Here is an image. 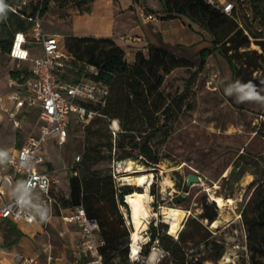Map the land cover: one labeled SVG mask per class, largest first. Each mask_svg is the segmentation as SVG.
Here are the masks:
<instances>
[{
	"label": "rangeland",
	"instance_id": "obj_1",
	"mask_svg": "<svg viewBox=\"0 0 264 264\" xmlns=\"http://www.w3.org/2000/svg\"><path fill=\"white\" fill-rule=\"evenodd\" d=\"M40 1L24 0L22 7H25L27 15H31L34 8L40 7ZM165 1L171 9L173 3L170 0ZM230 1L238 7L236 17L213 23L218 46H214L213 36L204 28L200 20H193L174 11L168 12L163 0L134 2L135 17L138 23H144L138 33L145 39L144 44L130 45L122 42L120 38L129 33L127 29L113 35L112 39L125 49L128 62L133 61L137 51L146 52L149 45L167 49L189 62L188 66L170 72L162 84L164 94L169 101H172V115L168 121L161 119V124L165 123L162 131L150 141L153 152L161 159L157 167H148L142 158L135 160L139 153L138 149H128L132 157L117 162V158L121 155L119 148H114L111 153L105 145L112 141L114 146H118L121 132L116 136L110 132L109 119L101 116L91 104L88 106H92L90 109L96 114L89 121H80L74 117L64 145L59 147L56 141L49 140L53 152L64 161L66 165L64 170L70 171L72 167H78L80 174H86V170L81 166L83 159L102 157L98 164L91 166V170L114 173V178L120 185H125L122 177L128 176V173L124 172L123 168L119 169L118 163H122V167H125L128 162H136L144 168L143 172L129 176L153 174L149 187L151 216L142 233L143 251L144 245L149 241L150 226L166 223L163 207L186 211L188 216L183 223L184 228L187 220L197 218L203 211L204 203L208 202L215 203L218 208V226L213 228L210 226V229L213 238L225 245L226 253L217 263L205 264H250L253 251L247 245L240 214L252 191L251 183L260 179L264 172V161H259L257 165L251 163L252 158L259 159L264 156V106L256 102L236 103L235 96H227L224 89L237 80L252 81L257 85L261 95H264V51L258 44L260 42H257L264 41V20L258 10L257 0H244L248 13L243 10L239 0ZM99 2L86 0L82 10L77 7L74 0H64L61 5L51 2L48 11L42 16L45 32L59 36L65 45L66 37L73 34L80 35L79 37L106 38L93 35L97 32L106 34V30L114 20L112 17L114 13L109 0H105L106 3L103 4L105 9L98 12ZM262 5L264 7V0ZM91 6L92 11L89 13ZM84 13H87V17L82 15ZM57 14L59 17L56 16ZM142 14H153L157 21L145 22ZM72 15L80 17L73 20L69 18ZM26 21L27 29L30 30L32 23L28 19ZM234 26L244 29L250 40L248 48L228 52V56L232 57L236 66L235 73L224 54L229 46L226 44V36ZM29 50L31 58L41 57L44 54L41 44H30ZM205 50L208 51V55L203 59L201 52ZM30 67V62L17 66L7 55L0 53V153L3 154L0 155V165L24 143L28 136L37 131L39 125L37 107L22 108L15 119L4 110L15 112L11 101L14 92L10 87L11 72ZM73 68L74 78L86 75L91 79L93 73H96L95 69L81 61L76 65L73 64ZM15 120L19 122V126L16 125ZM241 154L248 156L246 161L249 165L260 171L258 175L245 172L241 177L238 176L239 181H236L230 178V173ZM47 170L50 172L51 168L48 167ZM51 174V191L55 198L53 206L59 209L61 200L69 195L68 183L72 175ZM189 174H196L201 178V183H193L190 187H186ZM18 176L17 178L20 179ZM131 186L145 192L135 184ZM10 190L16 192L18 187L13 186L8 189L0 187V205L9 201ZM182 194L187 196L182 197L184 202L179 205L177 201ZM34 195L40 198L38 192ZM214 196L232 198L234 201L221 209L212 199ZM124 200L127 203L126 197ZM127 208L128 211L125 208L123 211L131 223L128 203ZM60 220L62 222V219ZM4 225L5 223L0 222V228ZM130 228L133 231V226ZM152 252L156 253L155 262L150 261ZM165 254L163 247L156 242L150 253L143 256L139 264H158Z\"/></svg>",
	"mask_w": 264,
	"mask_h": 264
},
{
	"label": "trees",
	"instance_id": "obj_2",
	"mask_svg": "<svg viewBox=\"0 0 264 264\" xmlns=\"http://www.w3.org/2000/svg\"><path fill=\"white\" fill-rule=\"evenodd\" d=\"M74 1L81 10L86 4V0ZM133 1L137 2V0ZM170 1L173 3L171 9L168 8L167 1L163 0L168 12L174 11L193 20H200L204 28L213 36L214 46H218L219 42L215 36L213 23L227 20L231 16L215 9L204 0ZM257 1L258 10L264 20L263 0ZM23 2L24 0H4L5 12L3 16H0V53L7 55L10 60V50L15 33L29 31L26 19L29 20L38 12L42 18L51 2L61 5L64 0H41L40 7L34 8L31 15H27L25 7H22ZM12 8L16 9V12ZM66 38V45L63 44L61 38L60 40L64 51L73 58L72 64L76 65L81 61L95 69L96 73H93L90 78L103 83L108 89L103 103L94 105L95 107L91 106L96 108L101 116L108 118L111 125L113 121L119 124L120 130L117 133L121 132V138L118 146H114L113 142L109 141L105 145L106 148L111 153L114 148H119L121 155L117 158V162L132 157L128 149H138L139 153L135 160L142 158L148 167H157L161 159L153 152L150 141L162 131L165 123L161 124V119L168 121L172 115V101H169L164 94L162 84L170 72L188 66L189 62L155 45H149L146 52L137 51L133 61L128 62L125 49L112 38L79 36ZM226 39V44L229 46L224 54L235 73L236 66L233 64L232 57L228 56V52L248 48L250 46L249 36L244 33V29L234 26ZM257 42H260L258 44L264 51V41ZM207 55L208 51L201 52L203 59ZM12 62L17 66L23 64ZM31 76V67L11 72V80L22 87ZM111 125L109 126L110 132H112ZM247 158L248 156L244 154L239 155V161L230 173V178L239 181V177L245 172L258 175L260 170L255 169L254 166L251 167L246 161ZM101 159L102 157L84 158L81 166L87 173L83 175L80 174L78 167L70 169L72 177L68 183L69 195L61 200L59 209L72 211L83 207L87 216L99 224L100 236L104 241V244L99 247L103 263L116 264L115 256H119L120 261L127 264V262L130 263L129 245L132 224L122 213L121 207L128 211L124 197L132 193H144V191L133 188L132 184L120 185L112 172L92 171L91 166L98 164ZM257 159L252 158L251 163L257 165L259 161H264V156ZM75 172L77 175H74ZM250 187L252 191L241 211V221L246 233L247 245L253 251L250 264H264V172L260 179L251 183ZM49 195L52 200H55L51 190ZM177 202L179 205L184 202L182 196ZM218 215L215 203L205 202L202 213L197 218L187 220L177 239L168 234V224L151 225L149 241L144 245L143 256L149 254L151 248L158 242L166 253L158 264L217 263L226 253L225 245L213 238L210 229Z\"/></svg>",
	"mask_w": 264,
	"mask_h": 264
},
{
	"label": "built area",
	"instance_id": "obj_3",
	"mask_svg": "<svg viewBox=\"0 0 264 264\" xmlns=\"http://www.w3.org/2000/svg\"><path fill=\"white\" fill-rule=\"evenodd\" d=\"M204 1L226 15L236 17L238 7L230 0ZM239 1L243 10L248 13L244 0ZM12 10L16 12V9L12 8ZM143 17L145 22L157 21L153 14H143ZM29 20L33 24L29 31L15 33L10 58L17 63L30 62L32 76L24 87L13 80L10 81V87L14 90L11 101L15 112L3 109L12 119H15L22 108L37 107L40 125L38 134L29 136L22 147L6 159L5 165L0 170V179L9 184L12 183V177L3 173L5 171L24 177L18 195L0 207V218L33 223L37 220V214L53 203L49 195L52 186L50 173L40 170V167L49 161L43 154L48 141L54 139L59 147L64 145L73 118L76 117L80 121L91 120L96 112L88 105L103 103L108 89L103 83L89 79L86 75L74 78L73 58L64 51L60 37L45 32L40 12ZM130 39L137 40L133 37ZM30 44H41L44 54L41 57L31 58ZM18 53H24V55ZM15 123L19 126L18 121L15 120ZM111 130L116 136L120 130L117 121H113ZM74 175L77 173L75 172ZM36 191H40L43 197L34 198L33 194ZM62 220L64 223L79 226V242L73 253L75 258L78 260L85 258L84 264H104L103 257L99 253V247L104 244V241L100 236L98 222L90 219L83 207L63 215ZM142 253L143 245L139 243L137 250H134L131 241L130 263L139 264L143 258ZM33 263H35L34 259H21V264Z\"/></svg>",
	"mask_w": 264,
	"mask_h": 264
},
{
	"label": "crops",
	"instance_id": "obj_4",
	"mask_svg": "<svg viewBox=\"0 0 264 264\" xmlns=\"http://www.w3.org/2000/svg\"><path fill=\"white\" fill-rule=\"evenodd\" d=\"M98 1L100 2L98 3L99 6L97 5V11L102 12L105 9V5L103 4L106 2L105 0H96V2ZM109 1L113 8L114 16L112 17H114V20L111 22L108 30H106L107 32L104 31L106 34L97 32L93 36L101 35L102 37L113 38V35L116 32L127 29L129 30V33L121 36L120 40L122 42L130 45L144 44L145 39L138 34L144 23H138L137 17H135V12L133 11V8L135 7L134 1ZM89 8V13H91L92 6ZM86 14L87 13H84L82 15L87 17ZM56 16L59 17V14ZM78 16L79 15H72L69 18L74 20ZM76 35L77 34H73L71 36ZM130 37L136 38L137 40L130 39ZM39 125L37 131L30 136L38 134ZM52 140L55 141L54 139ZM51 144L52 143H49L48 141L43 153L49 161L47 164L41 166L40 170L49 172L47 168L50 167L51 171L49 173L51 177V173H58L59 176L68 175V173L72 175L71 171H68L67 169L64 170L66 165L64 161L61 160V157L53 152L54 149ZM19 149L20 148L17 150ZM17 150H15L14 153H16ZM5 163L6 161L0 165V170H2ZM3 173L9 174L12 177V183L9 184L0 179V187H4L5 189L12 188L13 186L18 187L16 192L10 190V201L20 192L24 177L19 175L18 177H20V179H18L16 174L9 171ZM36 192L39 193L40 198L43 197L40 191ZM34 194L33 197L38 198ZM4 203H2L0 207ZM123 210L124 207H121L122 213H124ZM70 212L71 210L69 209H55L52 203L41 211L40 214H37V220L33 223H27L25 221L14 222L9 219L0 218V222L5 223V225L0 228V264H21V259H34L35 263L33 264H84L85 258L78 260L73 254L79 242V226L77 224L64 223L63 220L62 223L60 220L63 215ZM41 214H46L47 219L42 221L40 218ZM114 262L116 264H123L120 261L119 256H115Z\"/></svg>",
	"mask_w": 264,
	"mask_h": 264
},
{
	"label": "bare ground",
	"instance_id": "obj_5",
	"mask_svg": "<svg viewBox=\"0 0 264 264\" xmlns=\"http://www.w3.org/2000/svg\"><path fill=\"white\" fill-rule=\"evenodd\" d=\"M114 127L116 128V125ZM118 167L119 169L123 168V171L128 173V176L122 177L125 181V185L135 184L138 188L145 190L144 193H132L126 196V201L130 207L131 212V224L133 226V231L131 233L130 239L133 242V249L137 250L139 243H141L144 238L142 236V233L146 229L151 216L149 206L151 195L149 194V187L153 174L129 176V174L144 171V168L138 165L136 162H128L127 164H125V167H122V163H118ZM212 199L221 209H223L226 204H232L234 201L232 198L225 199L221 196H214L212 197ZM162 209L166 214L165 222L169 225V234L174 237H178L180 231L183 229V223L188 216V213L179 208L163 207ZM218 223V220L214 221L211 225L212 228L217 227ZM155 260L156 253L152 252L150 261L155 262Z\"/></svg>",
	"mask_w": 264,
	"mask_h": 264
},
{
	"label": "clouds",
	"instance_id": "obj_6",
	"mask_svg": "<svg viewBox=\"0 0 264 264\" xmlns=\"http://www.w3.org/2000/svg\"><path fill=\"white\" fill-rule=\"evenodd\" d=\"M5 7L6 5L4 4V0H0V16H3ZM224 91L227 96H235L236 103L256 102L261 106H264V95H261L257 85L252 81L241 82L237 80L226 87ZM0 155L3 154L0 153ZM40 218L42 221L46 220V214H41Z\"/></svg>",
	"mask_w": 264,
	"mask_h": 264
},
{
	"label": "water",
	"instance_id": "obj_7",
	"mask_svg": "<svg viewBox=\"0 0 264 264\" xmlns=\"http://www.w3.org/2000/svg\"><path fill=\"white\" fill-rule=\"evenodd\" d=\"M233 169H231L232 171ZM193 183H196V184H200L201 183V179L200 177H198L196 174H189L187 176V181H186V187H190ZM187 196L186 194H182V197H185Z\"/></svg>",
	"mask_w": 264,
	"mask_h": 264
},
{
	"label": "snow or ice",
	"instance_id": "obj_8",
	"mask_svg": "<svg viewBox=\"0 0 264 264\" xmlns=\"http://www.w3.org/2000/svg\"><path fill=\"white\" fill-rule=\"evenodd\" d=\"M19 55H24V53H18Z\"/></svg>",
	"mask_w": 264,
	"mask_h": 264
}]
</instances>
